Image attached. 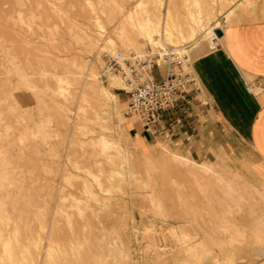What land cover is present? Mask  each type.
Segmentation results:
<instances>
[{
  "label": "rangeland",
  "instance_id": "rangeland-1",
  "mask_svg": "<svg viewBox=\"0 0 264 264\" xmlns=\"http://www.w3.org/2000/svg\"><path fill=\"white\" fill-rule=\"evenodd\" d=\"M127 1L128 0H0V38H1L0 39V152H1L0 168L3 166L2 163L6 162V164L4 163L3 164L6 165V167L8 168V173H11L9 174L10 175L9 179H6L5 176L3 175L4 177L2 179L0 178V181H3L6 186H9V182L13 180L16 183V186H13L11 188L5 187L4 189L3 187L0 186L1 187L0 204L3 202V199L10 198L9 196H11L10 199L15 201L17 200V203L15 205H10L9 207L13 208L14 206L16 208L17 211L15 212L16 213L15 215L17 218L21 219L20 232L22 230L26 235L29 236L28 237L23 232H21L19 237L22 236V238L20 239L21 241H18L19 238H16L17 236L15 237V235L14 236L12 235L14 234L13 229L15 230V225L9 222H8L9 225L7 223L3 224L5 226L2 227V231L4 228V233L2 232L3 234L1 233L0 234L4 236H0L1 238L3 237L2 240L0 239V243L4 242L5 244V242H7L8 245L6 244V246L8 248L6 247V249L8 250V252L6 249L4 250L5 245L0 244L2 245L1 246L2 248L0 247V253H1L0 255L5 258L9 254V252L11 253V250H13L14 251L13 254L12 253L9 254L10 257L14 256L15 254L14 257L18 260L21 256L23 260L25 259L27 260V262L25 263L23 260L22 262L20 258L19 261H21L20 262L21 264H27L28 262H29L28 264L31 263L37 264L39 262L37 261L33 262L31 260L33 259V256L34 258H37L36 255H39L40 253L45 255V253L47 252L46 248L44 249L46 251L45 252L43 251V249H39L42 248L41 246L40 247L37 246L43 245L44 248L45 247L44 245H47V243L44 244L45 242H47L44 241L45 238H48L46 237L47 236L46 234L48 232H52L51 229L52 230L55 229L56 232L57 230H59V234L54 235V233L52 232L54 235L53 237H55V239L57 240L59 236L57 241L62 242L63 245H68V250L67 247H65V249L68 251V255L72 257L71 258L72 260L70 259V261H72V264H76V263L78 264L80 258L83 260L82 257L84 256H86V259H88L87 257H89V254H91V252L94 258L90 255L89 258V260L91 259L90 262L85 259L86 260V261L84 260L85 264L88 262H89L88 264H97V263L101 264L102 263L101 261L103 262L105 261L103 264L105 263L116 264L115 261H117L118 264H123V263L125 264V262L126 264H189L190 262L186 263L188 261H191L192 263L194 261V263L196 264H199V262L197 261L200 262L202 261L200 264H214V263L264 264V255H260V256L254 255L255 252L257 253L258 250L264 244L259 242V240L264 237L260 236V233H258V232H262V233L264 232V230H262L263 226H261L264 224V220L262 219V217H264V202L262 201L263 200L262 198L264 196H261L264 194L263 189L258 188L257 186L254 185V183H252L246 177L234 171L231 168L230 164L228 163V160H225L223 158H217L215 161H212L213 159L209 157L207 161H204V159H201L200 161V159L196 158V156H194V153H191L189 149L178 148L174 145H169L168 142H160L158 144L150 145L148 149L139 140V136H136L137 139L134 140L133 136L130 135V128H129L130 126H128L127 124L128 120L123 116V111L126 107V102L128 99V95L123 88L124 85L117 77L116 78L111 77L108 79L104 78L102 72V69L104 67L103 54L107 53L109 50H105L102 52L98 48L89 50V48L88 49L86 48L87 45L85 46V41L83 40L86 32L91 31L92 33H95L96 30L99 29L97 28V24L95 23V20L96 18L101 17L102 21L105 22V26L107 30L105 36L113 38L118 45L120 44L119 46L121 47H119V51H123L124 53H129L130 51H134L136 53L141 52L144 45L151 42V39H147V38L143 39L139 37L140 34L137 33L139 31L133 30L132 27L127 26V29L129 27L128 29L129 31L126 30L128 31L127 36L136 39L139 44L136 49H133L130 47L127 48L125 42L123 43V41L120 40V37L118 35V31H119L118 27H120L119 24H124L126 21L124 15L119 11H121L120 10L121 8H126ZM135 1L136 3L142 2L143 4L140 14L141 20H143V18L146 20V18L148 17L147 15H151V18H153L154 14L160 11L159 12L160 20L158 21L156 20L157 29L156 28L153 29L154 35L152 34L153 35L152 40L155 41L157 40V38H161L163 33H165L164 34L165 42L172 46L180 47L182 45L190 44L191 59H192V64L194 65L193 60L198 56V54L194 53V45L191 42V40L187 39L188 40L187 41L182 39L181 40L175 39L171 41L172 38L170 37L172 33L170 34L169 29L174 31V26L176 22L177 24H181L182 27L186 29L183 30L187 31V29H190L191 26H195V25L198 26L199 23L197 24V22H194V19L192 18V16L194 17L198 16L197 18L200 17L202 20V23L204 25L203 28L204 30L202 29L203 31L201 30L198 32L197 38L199 37L200 38L197 43L201 42L202 45L206 47V50L207 49L210 50L209 46H211V49H214L212 47V43H210L211 37L208 38V36L211 35L209 28L213 27L215 24H219L221 28L227 25V23H229L235 17L234 16L230 17L229 20V17H227L226 13H228V11L233 7L235 3H238L239 1L243 2L244 0H236V1L235 0H172L170 5H168V0H134V2L132 3L133 7L137 5ZM249 1L250 0L248 1L245 0L244 6H241V8L239 7L238 10L247 6V3ZM251 1L254 2V0ZM168 7L170 8L172 12L171 14L173 15L172 20L170 19V15L167 13ZM92 8H95V10L97 9L98 12L106 8L109 12V13L107 12V14H110L109 17L112 14L111 18L112 17L113 18L111 19L108 17V15L106 16L103 15L102 13L95 14ZM155 9L159 11L157 12ZM208 16L210 17V19H208L209 18ZM225 16L226 19L224 18ZM105 17H108L110 21L112 20V22L108 23V18ZM170 23L173 28H170ZM155 29L156 31H154ZM167 34H169V36ZM103 40L106 41V39ZM4 41L6 42L4 43ZM175 42L176 44H174ZM123 45H125L126 48ZM101 47L103 48L104 45H102ZM13 58L16 61H18L17 60L18 58L20 63L19 61L14 62L15 60H13ZM85 62L86 64H90V62L96 64L98 75L100 74L98 76L99 77L98 80H96L99 88L104 87L108 89L111 93V97L108 99V101L110 102V105L113 107V109L110 108L111 110H113V115L112 116L110 115V117L105 112L106 109L102 108L100 105L101 103H99L95 98L93 99L92 97H88L87 99H84L81 102V106H83L86 110H88L87 113L88 119H94L93 115L95 116V114H93L94 113L93 110L89 109V107H93L95 110L100 111V118L96 119L97 121H100V124L97 122H95L94 124H90L88 122H85L86 119H84L83 122H76L74 116L72 115H71L72 119H70L69 121L68 119H66L67 114L62 112L63 110H58L57 107L53 106L56 104L58 106L64 105V106H68L73 111H76L75 109H77L76 107H78V103H79L78 100L76 99V96L78 97L79 95L78 89L80 85L71 84V82L74 83L75 79L69 73L78 74L79 64H85ZM17 63L21 67H19ZM18 68H21L24 71L19 73L17 71ZM21 69L18 70L22 71ZM16 72L18 74H16ZM24 72H26L27 78H23L25 77ZM22 73L23 75H21ZM58 79H63V81L60 82L61 84H59ZM111 79H116L118 83H120V86L113 87L111 85ZM29 84L31 86L33 85L32 87H34V89L32 87L31 89ZM48 88L52 89L53 91L52 90L49 91ZM57 89L59 90L60 93L57 92L58 91ZM67 96H69L70 98ZM64 97L66 98V100ZM70 99L71 101L73 99H76L77 101L73 100L75 103L70 102L69 101ZM68 102L70 106L67 104ZM115 108L118 110H115ZM26 110L27 113L25 112ZM41 111L45 113L43 114ZM119 111L120 113H117ZM28 114H30V116ZM41 116H43L44 118ZM26 117L29 120L28 119L26 120ZM20 118L22 119L21 121ZM80 124L84 127H78ZM137 127H139V129H142L140 128L141 126H137ZM105 147L109 148V150L107 149L106 152L107 155L104 154L105 152L103 153L101 151V150L103 151L106 150ZM68 150L70 153L68 152ZM110 150H113V152L112 151L110 152ZM102 154L105 157H103ZM109 155L113 156L112 159L113 158L114 159L112 160L110 157L111 161H109L110 160L108 158ZM174 155L186 158L185 159L186 162H190L191 160L198 164H208L211 166H215L216 173L215 174L207 173V172L202 173V171H198L193 168L191 169L190 166H186L185 164L180 163L179 161H175L173 159ZM70 159L74 165L70 162ZM161 159L163 162H160ZM77 160L78 162H76ZM95 162L96 163L99 162L100 164H97L96 168L98 169L94 168V170H92V168L96 166L94 165L96 164ZM102 162H103L102 164L103 166L101 165ZM75 163H82L81 164L82 169H80V166L78 168V166H76ZM149 164L153 166L155 164V166L153 167ZM88 165L90 166L88 169H86ZM121 166L124 167L121 168ZM126 166L128 169L126 168ZM150 166L151 168H149ZM84 168L86 169V171L88 170V172H91V175L90 173L85 172ZM102 168L104 171L100 172ZM90 169L92 171H90ZM132 169H134V171ZM120 170L121 172H118ZM116 171L117 174H115ZM124 171L125 173H123ZM93 172L96 174L98 173L97 175L100 176L94 177L96 174H94ZM105 173L106 176H104ZM111 173L113 175H111ZM131 173H133L134 176L137 175L136 178L132 177L133 175ZM119 174H121L122 176ZM193 174H197V176H195L197 177V179L193 177ZM0 175H2V172L0 173ZM106 177L108 178L110 177L111 179L109 178L108 180V178ZM219 177H223L228 180H234L236 185L237 182H239V186H242V188L241 187L240 188L241 189L245 188L242 191L243 193L245 192L244 196H246L248 200L247 199L243 200L245 202H242V204L240 203V205L237 204L236 202L232 203L231 201L230 203H227L226 208H224V206L221 204L222 202L220 201L224 198V192H223L224 187L223 184L219 182V179L217 180V178ZM235 177L236 179H234ZM98 178L100 181L98 180ZM126 178L128 180H126ZM129 180L131 181L132 184L129 183ZM116 183L118 185H116ZM247 183L251 184L250 186L257 187V189H259L260 194L261 192L262 194L260 195L259 192H255V191H253L254 196L253 194H250L251 190L249 188H246ZM89 184H91V187ZM111 184H113L112 185L113 189L110 188ZM88 187L91 188L90 193ZM109 188L111 191L112 190L113 191L112 192L109 191ZM85 189L88 190L86 191ZM104 189L106 190V192L108 191L112 194L107 192L108 194L107 196L105 192L103 193ZM13 191L15 192L10 193ZM85 191L90 195V197L92 196L91 194H93L92 193L93 191L95 193L93 194V196L94 195L96 196L97 194V196L100 197L94 196L95 198L94 199L92 198L93 197L92 196L90 198ZM131 192H133L132 193L133 195H131ZM257 193L259 194V196ZM149 194H150L149 197L145 196ZM127 196L128 198H126ZM73 197H76L78 199L75 200L76 198ZM107 197H109L111 200ZM259 197L261 199H259ZM66 198L68 199L66 200L67 202L65 200L63 201V199ZM98 198H100L101 200L103 199V202L105 201L104 202L105 204L107 203L106 200H109L108 203L110 202L109 205H111L112 207L109 206L108 204L104 205V203ZM96 199L97 202L100 200L99 203L102 202L103 205H100L99 203L97 204ZM119 199H121L122 201L121 200L119 201ZM62 201L66 203L63 204ZM92 201L94 202L93 204ZM80 202H85L86 204L85 203L81 204ZM243 203H245V205H243ZM87 204L91 208L94 207L95 208L93 210L90 209L89 207L86 208ZM127 206L129 207L127 208ZM60 207L63 209H61ZM99 207L102 208L100 209ZM12 208L9 210H12ZM67 209H68L69 218H68V214H66V216H64L63 214L65 213L64 212L65 210L67 211ZM83 209H84L83 212L84 214L82 213ZM102 209H103L102 211L103 213L100 214V212H97V214L100 216V219L98 220L96 219L98 218V215L97 214H96L97 216L94 215L95 211L96 210L99 211ZM137 209L139 212L137 211ZM159 209H161V211ZM225 209L231 210L230 213ZM62 210L64 211L61 212ZM90 210L92 211L90 212ZM130 211L132 213L133 212L135 213L132 214ZM78 212L79 213L81 212L83 215L81 213L79 214ZM70 213L73 215H71ZM224 213L230 216L229 220L231 225H234L235 228L238 227L236 229H239V230L231 229V231L228 233H231L232 235V231L233 233L234 231L235 232L243 231L244 233L246 232L245 235L243 234V236L242 235L238 236L236 232L235 233L236 235L231 236L227 232H224L223 230ZM89 214L90 216H88ZM140 214H142V216ZM70 215H71V221H70ZM84 216H86L87 218L85 217L84 219ZM162 216L165 218H163ZM51 217L53 219H51ZM132 217L136 219H133ZM168 218L170 221L167 220ZM46 219L48 220L46 221ZM132 219L133 222L135 223H132L131 221ZM44 220L47 223L50 222V224H46ZM118 220L121 223H119ZM42 221L45 223L46 229L47 228L50 229L49 231L46 230L43 234L42 231H40L42 230L43 227L41 226V224L43 223ZM69 221L71 227L73 222L74 226L72 228L74 229H72L69 226ZM195 222H197L198 224L201 223L202 227L196 224ZM126 223H128L127 226L129 231L128 229H126L127 228ZM85 224H91L92 227L87 225L88 228L86 227L87 229H85L83 227L86 226ZM101 224L102 227H100ZM186 224L188 227L185 226ZM6 225L9 227L11 225L10 227L11 232L10 230L9 232L5 231L8 229ZM130 225L133 226L130 227ZM177 225L180 227H178ZM259 225L261 228L259 227ZM123 226L126 227L125 232L123 230L121 232V229H124ZM103 227L107 229L108 232L110 229L111 230L110 233L114 232V230L119 232L115 231V233L113 234L112 233L108 234L107 231L105 230L106 233L104 235V233L102 232L104 230L102 229ZM181 227L183 228L181 229ZM25 228L30 229L31 235L27 234L29 233V230L26 231L27 229ZM69 228H71L73 232ZM132 228L134 229V231L136 230L138 231H136L135 233L130 232L133 231ZM90 229H92L91 233L87 232V230L90 231ZM172 229L176 230V233L179 234V237L175 236L173 238L172 235L169 234L171 233L169 231ZM184 229L185 231H183ZM80 230L81 231L83 230L82 232L83 233L86 232V233L83 234ZM95 230L96 232H93ZM144 230H146L149 234L147 233L148 234L147 235L146 231ZM215 230L218 234L215 233ZM70 231L74 234V236H72V233H70ZM56 232L55 234H57ZM186 232L187 234L188 232H190L189 233L190 236L188 238H182L181 235ZM33 233L34 234L41 233L42 235L46 233L45 234L46 236L45 237L43 236V239H41L42 237L38 238L37 235L33 236ZM116 233L117 234L119 233V236L121 235L122 237L118 238L114 236L116 235ZM256 233L261 238H259ZM262 233L261 235H264ZM86 234L89 239H91V237L94 239L89 240L87 237H85ZM97 235L98 237H96ZM108 235L111 236L109 237ZM4 237H7L8 239ZM14 237L17 240H15ZM31 237L35 240L32 241ZM71 237L74 238L73 241L71 240ZM78 237H83L79 239L80 240L85 239L86 242L83 240L82 244H80L82 240L79 241ZM100 237L104 240L106 239V241L104 242L103 240V242L109 245L107 246V244H105L106 248L108 247V249H106L103 246L104 244ZM176 237L181 238L182 239L181 241L183 240L186 241V242L183 241L184 246L182 242H177L178 239ZM192 237L196 238V240L194 239L195 241H192L193 240ZM257 237L259 238V240L256 239ZM11 238L12 240L13 239L14 240L12 241ZM99 238L101 241L100 243L98 240ZM109 238H111V240H109ZM38 239L42 240V241L40 240L39 243L40 242L43 243V241L44 243L39 244ZM76 239L78 242L75 241ZM87 239L91 242L89 243ZM107 239L108 242L110 241L109 243L107 242ZM118 239L119 240L121 239L120 240L121 243L114 244L113 242L117 241ZM28 241H31L29 242V245H28ZM35 241H37L38 245ZM96 241L98 244L96 243ZM148 241H150V243ZM174 241H176L175 245H174ZM16 242L17 244L18 243L19 244L17 245ZM67 242L68 244H66ZM76 242L77 243L80 242V243L77 244ZM195 242L198 244H195ZM200 242L205 243V245L208 248L205 249V247L202 246ZM83 243H86V245L87 243H89V245L93 244L92 247H95L96 249L94 250V248L92 249L90 248V246L88 247L86 245L82 247ZM111 243H112V247L115 248L119 244L122 246L126 243L128 244L127 247L129 246L130 249L124 247V249L126 248L125 249L126 253H124L123 249L119 250L123 248V246L122 247L120 246L121 248H119L118 246L119 249L117 250L116 248L117 250L116 251L115 248L114 249L110 248ZM10 244L12 245L13 249H11L12 247ZM192 244H195L194 245L195 247ZM15 245H17L18 248L22 246L23 247L18 249ZM34 245L35 246L37 245L36 247L38 248V250ZM75 245L77 246L74 249V253H76V255L78 253L79 255V253L81 252L80 256L77 255L78 257L74 254L75 257L77 258L80 257L78 260L76 259L77 262H75L76 261L74 259L75 257L72 256L73 253L70 252V250H72ZM185 245L188 246L190 245V246L185 249ZM26 246H28L29 249H31L30 251L33 252L32 255L30 254V251L28 252L29 249L27 250L28 247ZM98 246H100L99 250L103 252L98 251L97 249ZM24 247H26V250H24L25 249ZM69 247L71 249H69ZM171 247L174 250H171ZM78 248L82 250L79 252ZM194 248L196 249L197 252L195 251ZM214 248L216 250H214ZM15 249L18 250L23 249L22 252H24V254H22L21 251L18 250L17 253H15L16 251ZM77 249L78 252H76ZM89 249L93 250L94 252L91 250L89 252ZM184 249L187 252L193 249L194 252L191 251L192 254L190 252L187 255V252L184 251ZM256 249L257 251H255ZM2 250L6 251L7 255L4 254V251L2 253ZM85 250H88L87 252L89 253L87 254ZM37 251L40 253H38ZM42 251L45 253H43ZM173 251L176 252L174 253ZM36 252L38 254H36ZM96 252L101 253L102 255L103 253L104 255L109 254L107 257L108 258L110 257V259H108L104 255L101 256L100 254L99 255L95 254ZM19 253L20 255L22 254L20 257H19ZM25 253L26 254L29 253L30 254L29 256H31L32 258L29 257L28 254L26 255ZM56 253H58L57 250ZM69 253H71L72 255ZM122 253L124 254L123 256ZM194 253L198 254L197 255L198 257L195 256L196 254ZM115 254L117 255V257L119 256L118 259ZM127 254L128 256L130 255L129 256L130 258L125 259V255L127 256ZM23 255L27 257L26 258L24 257L25 258L24 259ZM193 255L195 257V260H192L194 259ZM228 255L234 258L233 263L227 262V260H225V258L227 259L226 256ZM1 256H0L1 263L3 259L6 261V263L9 262L11 264L14 261L13 264H16L15 258L14 260L12 257L13 260L12 262H10L9 260L11 259L9 258L4 259ZM96 256L98 257L95 259ZM101 257L103 258V260H97ZM122 257H124V260ZM198 258L199 260H197ZM105 259H108L109 261ZM56 261H59V259H56ZM73 261L75 263H73ZM17 264H19V262H17Z\"/></svg>",
  "mask_w": 264,
  "mask_h": 264
},
{
  "label": "crops",
  "instance_id": "crops-1",
  "mask_svg": "<svg viewBox=\"0 0 264 264\" xmlns=\"http://www.w3.org/2000/svg\"><path fill=\"white\" fill-rule=\"evenodd\" d=\"M221 31L214 49L206 50L202 43L194 47L200 91L164 118L158 134L139 129L133 120L127 124L134 140L140 133L148 149L168 142L189 149L200 161L223 158L264 190V0L238 10Z\"/></svg>",
  "mask_w": 264,
  "mask_h": 264
},
{
  "label": "bare ground",
  "instance_id": "bare-ground-1",
  "mask_svg": "<svg viewBox=\"0 0 264 264\" xmlns=\"http://www.w3.org/2000/svg\"><path fill=\"white\" fill-rule=\"evenodd\" d=\"M236 1V0H235ZM245 1V0H244ZM244 1L243 2H241V1H239L238 3H235L234 5H233V7L228 11V13H226L227 14V17H229V20H230V17H236V15H237V10L239 9V7L241 8V6H244ZM246 1H248V0H246ZM134 2V0H128L127 1V5H126V8H121L120 10L121 11H119L120 13H122L123 15H124V17H125V23L124 24H119L120 25V27H118V35H119V37H120V40H122L123 41V43L125 42V45H126V47L128 48V47H130V48H133V49H136L137 47H138V41L136 40V39H134V38H132V37H129V36H127V34H128V29H129V27H128V29H127V26H130V27H132L133 28V30H136V31H139V32H137L138 34H140L139 35V37H141V38H147V39H151V42H154L152 39V37H153V35H154V32H153V29L154 28H156L157 29V27H156V22L158 21V20H160V17H159V10H157V9H159V8H157V9H155L158 13H156V14H154V17L153 18H151V15H147L148 17L146 18V20L143 18V20H141L140 19V14H141V8H142V6H143V4H142V2H139V3H136V1H135V3L137 4L135 7H133L132 6V3ZM172 2V0H168V5H170V3ZM253 1H249L248 3H247V6L250 8V7H253ZM231 4V3H230ZM94 6V5H93ZM125 6V5H124ZM247 6H245V7H247ZM92 7V6H91ZM93 9V12L95 13V14H99V13H102L103 15H108V17H109V15L110 14H107V12H108V10L106 9V8H104L103 10H101L100 12H98L97 11V9L95 10V8H92ZM168 9V14L170 15V19L172 20L173 18H172V12H171V10H170V8L168 7L167 8ZM20 12V11H19ZM144 12H145V10H144ZM109 13V12H108ZM147 13H150V12H147ZM145 14H146V12H145ZM191 14H192V12H191ZM153 15V14H152ZM21 16H22V14H21ZM98 16V15H97ZM111 16H112V14H111ZM111 16L109 17V18H111ZM120 16H122V15H120ZM146 16V15H145ZM108 17H105V18H108ZM143 17V16H142ZM198 17V16H197ZM197 17H194V16H192V18L194 19V22H197V24H198V26H191L190 27V29H187V31H185L186 29L185 28H183L182 27V25L181 24H177L176 22H175V26H174V31H172L171 29H169L170 30V34L172 33V35H171V37L170 38H172V40L171 41H173V40H175V39H182V40H187V39H190L191 40V42L193 43V45H194V47H197L201 42H199V43H197L198 41H199V38H197V34H198V32L199 31H201L203 28H204V25H203V23H202V20H201V18L199 17V18H197ZM209 17V16H208ZM21 18V17H20ZM96 18V17H95ZM109 18H108V23H111L112 22V20L110 21L109 20ZM113 18V17H112ZM111 18V19H112ZM115 18V17H114ZM155 18V19H154ZM226 18V17H225ZM208 19H210V17L208 18ZM94 20V19H93ZM157 20V21H156ZM227 20H228V18H227ZM107 22V21H106ZM219 22V21H218ZM228 22V21H227ZM95 23L97 24V28H99V29H97L96 30V32L95 33H92L91 31H88V32H86V34L84 35L85 37H84V41H85V46H86V48L88 49L89 48V50H92V49H94V48H98L99 50H101V52L102 51H105V50H109L108 51V53L109 52H116V51H119V47H121V46H119L118 44H117V42L113 39V38H111V37H107V36H105L106 34V26H105V22H103L102 21V18L101 17H98V18H96V20H95ZM219 24H215L213 27H211V28H209V30H210V32H211V35L210 36H208V38L209 37H211V40H210V43H212V36H213V33H214V31L216 30H219V29H222L221 28V26L219 27L218 26ZM132 28H130V29H132ZM170 28H173L172 27V25H171V23H170ZM156 29L154 30V31H156ZM183 29H185V30H183ZM126 30H128V31H126ZM204 30V29H203ZM202 30V31H203ZM208 30V31H209ZM132 31V30H131ZM158 31V30H157ZM164 31H166V30H164ZM176 31V32H175ZM130 33V32H129ZM206 33V32H205ZM153 34V35H152ZM157 34V33H156ZM164 34L165 33H163V38H164ZM130 35V34H129ZM159 35V34H158ZM168 36H169V34H167ZM204 35V34H203ZM207 35V34H206ZM132 36V35H131ZM143 36V37H142ZM161 36V37H162ZM169 38V37H168ZM206 38V37H205ZM1 39V38H0ZM3 39V38H2ZM103 39H106V41H104ZM4 40V39H3ZM180 40H177V41H180ZM84 41H83V43H84ZM188 41V40H187ZM208 41V40H207ZM221 41V40H220ZM220 41H219V43H220ZM6 41H4V43H5ZM101 42V43H100ZM209 42V41H208ZM122 43V44H123ZM197 43V44H196ZM82 44V43H81ZM174 44H176V42L174 43ZM196 44V45H195ZM102 45H104V47L102 48L101 46ZM125 45H123L124 47H125ZM182 46H185V45H182ZM188 46H190V44L188 45ZM125 47V48H126ZM85 50V49H84ZM87 52V51H86ZM123 52V51H122ZM93 53V52H92ZM8 56V55H7ZM12 57V56H11ZM15 57V56H14ZM16 58V57H15ZM13 60H15L14 58H13ZM17 60L19 61V59L17 58ZM18 61H14V62H18ZM19 63H20V61H19ZM16 64V63H15ZM18 64V63H17ZM12 66H13V64H12ZM18 66H19V64H18ZM19 67H21V66H19ZM97 66H96V64L95 63H92V62H90V64H86V62H85V64H79V67H78V74H73V73H69L72 77H74V79H75V81H74V83L73 82H71V84L72 85H80V87H79V95H78V97L76 96V99L78 100V102L80 103H78V107H76L77 109H75L76 111H73L71 108H69L68 106H58L57 104L56 105H53V106H55V107H57V109L58 110H63L62 112H64L65 114H67L66 115V119H68L69 121H70V119H72L71 118V115L72 116H74V119L76 120V122H83V120L84 119H86L85 120V122H88V123H90V124H94L95 122H97V123H99L100 124V121H97L96 119L97 118H100V111H97V110H95L93 107H89V109H91V110H93V114H95V116L93 115V118L94 119H88V110H86L83 106H81V102H82V100H84V99H87L88 97H92L93 99L95 98L99 103H101L100 105H101V107L102 108H105L106 110H105V112L109 115V117H110V115L112 116L113 115V110H111L110 108H112L113 109V107L110 105V102L108 101V99L111 97V93H110V91L108 90V89H106V88H99V86H98V84H97V82H96V80H98V76L100 75H98V72H97V68H96ZM17 68V67H16ZM18 69H21V68H18ZM17 69V71L20 73V72H23L24 70H22V71H19ZM13 70V69H12ZM16 70V69H15ZM15 72V71H14ZM16 74H18L17 72H16ZM20 75V74H19ZM21 75H23V73L21 74ZM24 75H25V77H23V78H27L26 77V72H24ZM45 75H47V74H45ZM21 77V78H22ZM45 77V76H44ZM113 78H116V77H113ZM59 80V84H61L60 82H62L63 81V79H58ZM25 81V80H24ZM28 82V81H27ZM26 82V83H27ZM32 84V83H31ZM27 85V84H26ZM30 85V84H29ZM111 85L113 86V87H119L120 86V83H118V81L116 80V79H111ZM33 86V85H32ZM31 85H30V88L32 87ZM33 89H34V87H32ZM31 88V89H32ZM59 88V87H58ZM60 88H61V86H60ZM59 88V89H60ZM21 89V88H20ZM49 89V88H48ZM30 90V89H29ZM50 90H52V89H49V91ZM58 90V89H57ZM61 90V89H60ZM53 91V90H52ZM51 91V92H52ZM47 92H48V90H47ZM46 92V93H47ZM56 92V91H55ZM57 92H59V90L57 91ZM56 92V93H57ZM77 92V93H78ZM60 93V92H59ZM62 93V92H61ZM58 94V93H57ZM63 94V93H62ZM61 96V95H60ZM65 96V95H64ZM66 97V96H65ZM64 97V98H65ZM67 97H69V96H67ZM70 98V97H69ZM73 98V97H72ZM75 98V97H74ZM76 99H73L74 101L76 100ZM33 100V99H32ZM65 100H66V98H65ZM71 101V99L69 100L70 102H74V101ZM76 100V101H77ZM67 101H68V99H67ZM75 103V102H74ZM46 104V103H45ZM69 106H70V104H69V102L67 103ZM66 104V105H67ZM98 104V103H97ZM23 105V104H22ZM20 106V105H19ZM28 106V105H27ZM71 107H72V105H71ZM60 108V109H59ZM99 108H100V106H99ZM42 109V108H41ZM53 109V108H52ZM56 109V110H57ZM91 110H89V111H91ZM115 110H118V109H116L115 108ZM26 113H27V110L25 111ZM30 112V111H29ZM28 112V113H29ZM42 112V111H41ZM59 112V111H58ZM99 112V113H98ZM16 113V112H15ZM24 113V112H23ZM32 113V112H31ZM30 113V114H31ZM43 113V112H42ZM45 113V112H44ZM43 113V114H44ZM56 113V112H55ZM73 113V114H72ZM117 113H120V111L119 112H117ZM30 114H28L29 116H30ZM60 114V113H59ZM64 114V115H65ZM115 114H116V111H115ZM20 115V114H19ZM42 115V114H41ZM17 116V115H16ZM60 116V115H59ZM62 116V115H61ZM4 117V116H3ZM2 117V118H3ZM5 117H6V115H5ZM41 117H43V116H41ZM51 117V116H50ZM49 117V118H50ZM19 118V117H18ZM44 118V117H43ZM46 118H48V117H46ZM24 119V118H23ZM28 118L26 117V120H27ZM54 119V118H53ZM22 119L20 118V121H21ZM29 120V119H28ZM49 120V119H48ZM51 120H52V118H51ZM50 121V120H49ZM17 122H19V121H17ZM25 122V121H24ZM30 122H32V121H30ZM43 123V122H42ZM41 123V124H42ZM32 124V123H31ZM57 124V123H56ZM77 124V123H76ZM35 125V124H34ZM42 126V125H41ZM64 126V125H63ZM40 127V126H39ZM78 127H84V126H82L81 124L78 126ZM46 129H47V127H46ZM46 131V130H45ZM139 134L140 133H137V136H139ZM42 135V134H41ZM47 135V134H46ZM54 135V134H53ZM52 136V135H51ZM55 138V137H54ZM45 139V138H44ZM48 139H49V137H48ZM44 141V140H43ZM79 142V141H78ZM80 143V142H79ZM90 143V142H89ZM97 146V145H96ZM66 147V146H65ZM93 147V146H92ZM106 148V150H101L105 155H107L106 154V152H107V149L109 150V148L108 147H105ZM99 149V148H98ZM77 150V149H76ZM114 150V149H113ZM113 150H110V152L112 151L113 152ZM86 151V150H85ZM117 151V150H116ZM53 152V151H52ZM68 152H69V150H68ZM67 152V153H68ZM77 152V151H76ZM75 152V153H76ZM83 152H84V150H83ZM1 153V152H0ZM70 153V152H69ZM108 153H109V151H108ZM117 153V152H116ZM100 154V153H99ZM99 154H98V156H99ZM119 154V153H118ZM4 155H5V153H4ZM76 155V154H75ZM101 155V154H100ZM102 156H103V154H102ZM70 157V156H69ZM74 157V156H73ZM72 157V158H73ZM92 157H93V155H92ZM101 157V156H100ZM103 157H105V156H103ZM110 157H111V159H112V157L113 156H110L109 155V159H110ZM2 158V157H1ZM107 158V157H106ZM107 158V159H108ZM92 159V158H91ZM108 159V160H109ZM111 159L109 160V161H111ZM114 159V158H113ZM112 159V160H113ZM128 159V158H127ZM173 159L175 160V161H179L180 163H183V164H185L186 166H190L191 167V169L193 168V169H196V170H198V171H202V173L203 172H207V173H212V174H215L216 173V168H215V166H211V165H208V164H198V163H196V162H193V161H191L190 160V162H186L185 161V159L186 158H184V157H180V156H177V155H174L173 156ZM1 160V159H0ZM4 160V159H3ZM95 160V159H94ZM69 161V160H68ZM73 161V160H72ZM127 161H129V160H127ZM70 162H71V159H70ZM75 162V161H74ZM76 162H78V160L76 161ZM91 162V161H90ZM101 162V161H100ZM113 162V161H112ZM111 162V163H112ZM116 162H118V161H116ZM160 162H163L162 161V159H161V161ZM4 164H6V162H3ZM2 163V167L0 168V173L2 172V175H0V178L2 179L4 176H5V178L6 179H9V174H11V173H8V168L6 167V165H4ZM72 163V162H71ZM96 163V162H95ZM157 163V162H156ZM73 164V163H72ZM76 164V166H78V168H79V166H80V169H82V163H75ZM97 164H100L99 162H97L96 164H94V165H96L95 167H93L92 168V170H94V168H96L97 167ZM103 164V162L101 163V165ZM153 164V163H152ZM74 165V164H73ZM113 165V164H112ZM123 165V164H122ZM124 165H125V163H124ZM126 165H127V162H126ZM149 165H151V164H149ZM75 166V167H76ZM89 166L90 165H88V167L86 168V169H88L89 168ZM103 166V165H102ZM117 166V165H116ZM129 166V165H128ZM151 166H153V165H151ZM151 166L149 167V168H151ZM154 166H155V164H154ZM153 166V167H154ZM98 167H100V166H98ZM110 167V166H109ZM122 167H124V166H121V168ZM91 168V167H90ZM114 168V167H113ZM118 168H120V167H118ZM126 168H127V166H126ZM14 169V168H13ZM60 169V168H59ZM85 169V168H84ZM86 169L84 170L85 172H88V170L86 171ZM96 169H98V168H96ZM100 169V168H99ZM128 169V168H127ZM61 170V169H60ZM79 170V169H78ZM77 170V171H78ZM91 169H90V171H92ZM123 170H125V169H123ZM133 171H134V169H132ZM131 170V171H132ZM63 171V170H62ZM101 171H104L103 170V168H102V170H100V172ZM111 171V170H110ZM130 171V172H131ZM85 172H82V173H85ZM112 172V171H111ZM118 172H121V170L120 171H118ZM231 172V171H230ZM79 173V172H78ZM88 173H90V175H91V172H88ZM94 173V172H93ZM123 173H125V171L123 172ZM81 174V173H80ZM94 174H96V173H94ZM94 174H93V176H94ZM98 174V173H97ZM95 175L94 177H96V176H98V175ZM115 174H117V171L115 172ZM128 174V173H127ZM132 175H133V173H131ZM4 175V176H3ZM14 175V174H13ZM104 175V174H103ZM109 175H110V173H109ZM111 175H113L112 173H111ZM119 175H121V174H119ZM15 176V175H14ZM79 176V175H78ZM100 176V175H99ZM98 176V177H99ZM104 176H106V173H105V175ZM122 176V175H121ZM136 176L137 175H133L132 177H134V178H136ZM139 176V175H138ZM191 176V175H190ZM195 176H197V174H193V177L195 178V179H197V177H195ZM233 176V175H232ZM239 176V175H238ZM111 177V176H110ZM109 177V178H110ZM114 177H115V175H114ZM114 177H113V179H114ZM75 178V177H74ZM100 178H102V177H100ZM106 178H108V177H106ZM109 178H108V180H109ZM130 178H131V175H130ZM134 178H132V179H134ZM83 179V178H82ZM111 179V178H110ZM118 179V178H117ZM219 179V182L220 183H222L223 184V187H224V189H223V192H224V198L222 199V200H220L221 202V204L224 206V208H226V204L227 203H230L231 201H232V203L233 202H236L237 204H239L240 205V203L242 204V202H245V201H243V200H246L247 198H246V196H244V193H243V191L242 190H244L245 188H243V189H241L242 188V186H239V182H237V185L235 184V182H234V180H228V179H225V178H223V177H219V178H217V180ZM234 179H236V177L234 178ZM240 179V178H239ZM238 179V180H239ZM80 180V179H79ZM98 180H99V178H98ZM126 180H128L127 178H126ZM74 181V180H73ZM97 181V180H96ZM100 181V180H99ZM106 181V180H105ZM111 181V180H110ZM121 181V180H120ZM108 182V181H107ZM173 182V181H172ZM126 183V182H125ZM129 183H131V181L129 180ZM174 183V182H173ZM113 184H115V183H113ZM113 184H111V186H110V188H112L113 189V187H112V185ZM132 184V183H131ZM145 184V183H144ZM197 184V183H196ZM90 185V187H91V184H89ZM89 185H87V186H89ZM103 185H105V184H103ZM116 185H118L117 183H116ZM127 185V184H126ZM146 185V184H145ZM175 185H176V183H175ZM198 185V184H197ZM240 185H242V184H240ZM245 185V184H244ZM244 185H243V187H244ZM251 184H246V188H249L251 191H250V194H253V196H254V192L253 191H255V192H259V189H257V187H255V186H250ZM0 186L1 187H3L4 189H5V187L7 188V187H13V186H16V183H15V181L13 180V181H10L9 182V186H6L5 185V183L3 182V181H0ZM85 186V185H84ZM86 186V187H87ZM178 186V185H177ZM250 186V187H249ZM0 187V188H1ZM90 187H88L89 188V193H90ZM116 187V186H115ZM119 187V186H118ZM201 187V186H200ZM241 187V188H240ZM93 188V187H92ZM98 188V187H97ZM107 188V187H106ZM110 188H109V191H111L110 190ZM122 188V187H121ZM15 189V188H14ZM63 189V188H62ZM71 189V188H70ZM86 191L88 190V189H85ZM92 190H94V189H92ZM91 190V191H92ZM108 190V189H107ZM118 190V189H117ZM123 190V189H122ZM85 191V192H86ZM113 191V190H112ZM111 191V192H112ZM115 191H116V189H115ZM180 191H181V189H180ZM208 191V190H207ZM15 191H13V192H10V193H14ZM83 192V191H82ZM106 193L107 194V192H106V190L104 189L103 190V193ZM126 192V191H125ZM246 192H247V190H246ZM253 192V193H252ZM9 193V194H10ZM80 193V192H79ZM87 193V192H86ZM93 194H95L94 193V191L92 192ZM108 193H110V192H108ZM121 193V192H120ZM133 192H131V195H133L132 194ZM207 193V192H206ZM263 193H264V191H263ZM16 194V193H15ZM77 194V193H76ZM93 194H91L92 196H93ZM105 194V195H106ZM110 194H112V193H110ZM123 194V193H122ZM258 194V193H257ZM259 194H260V192H259ZM259 194H258V196H259ZM261 194H262V192H261ZM260 194V195H261ZM84 195H85V193H84ZM87 195H89L88 193H87ZM99 195V194H98ZM101 195V194H100ZM126 195V194H125ZM51 196V195H50ZM73 196V195H72ZM91 196V197H92ZM95 196V195H94ZM94 196L92 197V198H94ZM96 196H97V194H96ZM95 196V197H96ZM107 196H108V194H107ZM111 196V195H110ZM109 196V197H110ZM113 196V195H112ZM141 196V195H140ZM145 196H150V194L149 195H145ZM257 196V195H256ZM261 196H264V194L263 195H261ZM10 198H11V196H9ZM78 197V196H77ZM89 197H90V195H89ZM90 197V198H91ZM97 197H100V196H97ZM109 197H107V198H109ZM121 197V196H120ZM125 197V196H124ZM131 197V196H130ZM248 197V196H247ZM10 198H5V199H3V202L0 204V225H1V230H0V233L1 234H3L4 233V228H3V231H2V227H5L3 224H8V222L9 223H13L14 225H15V230L13 229V232H14V234H12L13 236L15 235V237L16 238H19L18 239V241H21L20 239L22 238V236L21 237H19L20 236V234H21V232H23L22 230H21V232H20V222H21V219L20 218H17L16 217V208L13 206V208L12 207H9L10 205H15L16 203H17V200L15 201V200H12V199H10ZM63 198H65V197H63ZM73 198H76V197H73ZM102 198V197H101ZM116 198V197H115ZM126 198H128V196L126 197ZM254 198V197H253ZM252 198V199H253ZM53 199V198H52ZM78 198H76L75 200H77ZM95 199V198H94ZM98 199H100V198H98ZM110 199V198H109ZM259 199H261L260 197H259ZM263 200V202H264V197L262 198ZM66 201V200H68L67 198L66 199H63V201ZM71 200V199H70ZM90 200H92V199H90ZM101 200V199H100ZM100 200L97 202V199H96V202H97V204L100 202ZM104 200H106V199H104ZM111 200V199H110ZM121 199H119V201H120ZM136 200V199H135ZM155 200V199H154ZM248 200V199H247ZM19 201V200H18ZM62 201V202H63ZM80 201H82V200H80ZM102 202H103V199L101 200ZM107 201V203L105 204L104 202V205H109L110 204V202L108 203V201L109 200H106ZM117 201V200H116ZM122 201V200H121ZM125 201V200H124ZM131 201H133V200H131ZM180 201V200H179ZM178 201V202H179ZM252 201V200H251ZM20 202V201H19ZM67 202V201H66ZM66 202H63V204L64 203H66ZM79 202V201H78ZM89 202V201H88ZM102 202L101 203H99L100 205H103L102 204ZM113 202H115V201H113ZM112 202V203H113ZM81 204H83V203H85V202H80ZM80 203H78V204H80ZM90 203V202H89ZM94 202L92 201V204H93ZM161 203V202H160ZM77 204V203H76ZM86 204V203H85ZM96 204V203H95ZM96 204V205H97ZM118 204V203H117ZM49 205V204H48ZM99 205V206H100ZM163 205V204H162ZM243 205H245V203H243ZM64 206V205H63ZM72 206V205H71ZM109 206H111V205H109ZM124 206V205H123ZM139 206V205H138ZM155 206V205H154ZM82 207H84V206H82ZM81 207V208H82ZM87 207H89L90 209H94V208H91L90 206H88V204L86 205V208ZM105 207H107V206H105ZM112 207V206H111ZM129 206H127V208H128ZM12 208V210H9V209H11ZM61 208V207H60ZM81 208H80V211H81ZM86 208H85V210H86ZM89 208H88V210H89ZM100 208V207H99ZM102 208V207H101ZM100 208V209H101ZM108 208H110V207H108ZM132 208V207H131ZM140 208H141V206H140ZM142 208H144V207H142ZM61 209H63V208H61ZM60 209V210H61ZM107 209V208H106ZM133 209V208H132ZM158 209V208H157ZM45 210V209H44ZM77 210H79V209H77ZM92 210H90V212L92 211ZM128 210V209H127ZM144 210V209H143ZM160 211H161V209H159ZM185 210V209H184ZM226 211H228L229 213H230V211L231 210H229V209H225ZM40 211V210H39ZM64 210H62L61 212H63ZM103 211V209L102 210H99V211H95V214L94 215H96L97 214V212H100V214L101 213H103L102 212ZM132 211V210H131ZM130 211V212H131ZM137 211H138V209H137ZM146 211V210H145ZM144 211V212H145ZM164 211V210H163ZM223 211V210H222ZM65 213H63L64 214V216H66V214H68V209H67V211L65 210L64 211ZM67 212V213H66ZM84 212V209L82 210V213ZM105 212V211H104ZM111 212V211H110ZM139 212V211H138ZM147 212V211H146ZM246 212V211H245ZM50 213V212H49ZM59 213V212H58ZM79 213V212H78ZM81 213V212H80ZM79 213V214H80ZM81 213V214H82ZM132 213V212H131ZM133 213H135V212H133ZM132 213V214H133ZM143 213V212H142ZM40 214V213H39ZM46 214H48V213H46ZM62 214V213H61ZM71 214V213H70ZM84 214V213H83ZM82 214V215H83ZM91 214V213H90ZM90 214L88 215V216H90ZM113 214V213H112ZM145 214V213H144ZM207 214V213H206ZM239 214V213H238ZM44 215V214H43ZM42 215V216H43ZM56 215V214H55ZM71 215H73V214H71ZM71 215H70V221H71ZM98 215V214H97ZM96 215V216H97ZM124 215V214H123ZM122 215V216H123ZM139 215V214H138ZM141 216H142V214H140ZM188 215V214H187ZM41 216V215H40ZM46 216V215H45ZM44 216V217H45ZM50 216V215H49ZM92 216V215H91ZM95 216V217H96ZM110 216V215H109ZM108 216V217H109ZM121 216V217H122ZM128 216H130V215H128ZM127 216V217H128ZM134 216V215H133ZM144 216V215H143ZM189 216V215H188ZM47 217V216H46ZM80 217V216H79ZM85 217L86 216H84V219H85ZM115 217V216H114ZM125 217H126V215H125ZM135 217V216H134ZM163 217V216H162ZM168 217V216H167ZM229 215H226L225 213H224V216H223V219H224V222H223V230H224V232H230L231 231V229L232 230H239V229H236V228H238V227H234V225H231V223H230V220H229ZM255 217V216H254ZM39 218V217H38ZM68 218H69V214H68ZM83 218V217H82ZM87 218V217H86ZM111 218V217H110ZM120 218V217H119ZM133 218V217H132ZM163 218H165V217H163ZM170 218V217H169ZM169 218L167 219V220H169ZM189 218V217H188ZM35 219V218H34ZM51 219H53L52 217H51ZM95 219V218H94ZM96 219H100V216L98 215V218H96ZM95 219V220H96ZM107 219V218H106ZM126 219V218H125ZM130 219V218H129ZM128 219V220H129ZM133 219H136V218H133ZM133 219L131 220L132 221V223H135V222H133ZM262 219L264 220V217H262ZM48 219H46V221H47ZM83 220V219H82ZM112 220V219H111ZM166 220V219H165ZM257 220V219H256ZM262 220V221H263ZM39 221V220H38ZM45 221V220H44ZM45 221V222H46ZM70 221H69V226L71 227V225H70ZM119 221V220H118ZM152 221V220H151ZM170 221V220H169ZM40 222V221H39ZM43 222V221H42ZM99 222V221H98ZM101 222V221H100ZM108 222H111V221H108ZM113 222H114V219H113ZM160 222V221H159ZM189 222H191V221H189ZM198 222V221H197ZM197 222H195L196 224H198ZM55 223V222H54ZM58 223V222H57ZM67 223V222H66ZM119 223H121L120 221H119ZM129 223V222H128ZM128 223H126V227L125 226H123V228L124 229H121V232H122V230L125 232V230L126 229H128V226H127V224ZM168 223V222H167ZM174 223V222H173ZM253 223V222H252ZM46 224H50V222L49 223H47L46 222ZM109 224V223H108ZM118 224V223H117ZM166 224V223H165ZM180 224V223H179ZM9 225V224H8ZM12 225V224H11ZM11 225H10V227H11ZM86 226H83L85 229H87L88 227H87V225H89V226H91V224H85ZM100 225V224H99ZM199 226H201V223H199L198 224ZM13 226V225H12ZM41 226H43L42 227V230H40V231H42V234L47 230V231H49L50 229H46V225H45V223L43 222L42 224H41ZM53 226H55V225H53ZM74 225H73V222H72V227H73ZM105 226V225H104ZM133 226V225H132ZM131 225H130V227H132ZM178 226V225H177ZM183 226V225H182ZM186 227H188L187 226V224L185 225ZM212 226V225H211ZM261 226H263L262 228V230H264V224L263 225H261ZM6 227H8V229L7 230H5V231H8L9 232V230H10V227L9 226H7L6 225ZM27 227V226H26ZM28 227H30V226H28ZM49 227V226H48ZM71 227V228H72ZM75 227H76V225H75ZM87 227V228H86ZM92 227V226H91ZM90 227V228H91ZM100 227H102V224H101V226ZM167 227V226H166ZM174 227V226H173ZM178 227H180V226H178ZM194 227V226H193ZM202 227V226H201ZM235 229H234V228ZM259 227H260V225H259ZM71 228H69V229H71ZM83 228V229H84ZM126 228V229H125ZM133 228H135V227H133ZM132 228V229H133ZM148 228V227H147ZM183 227H181V229H182ZM261 228V227H260ZM6 229V228H5ZM25 229H27L26 231H28L29 230V233H27V234H29V235H31L30 234V229H28V228H25ZM72 229H74V228H72ZM71 229V231L73 232V230ZM101 229V228H100ZM102 229H104L102 232L104 233V235H105V230L107 231V229H105L104 227L102 228ZM101 229V230H102ZM149 229V228H148ZM155 229V228H154ZM164 229H165V227H164ZM168 229V228H167ZM24 230V229H23ZM57 230V229H56ZM100 230V231H101ZM252 230H254V229H252ZM261 230V231H262ZM51 231L54 233V235H58L59 234V230H57V232L55 231V229L54 230H52L51 229ZM70 231V233H72ZM81 231V230H80ZM83 231V230H82ZM81 231V232H82ZM85 231V230H84ZM91 231H92V229H90V231L89 230H87V232H90L91 233ZM99 231V232H100ZM110 229H109V232L107 231V233L109 234L110 233ZM115 231L116 230H114V232H111L112 234L113 233H115ZM128 231H129V229H128ZM136 231H138V230H136ZM136 231H134V229H133V231H130V232H136ZM144 231H146V230H144ZM165 231V230H164ZM179 231V230H178ZM183 231H185V229L183 230ZM256 231V230H255ZM3 232V233H2ZM10 232H11V230H10ZM12 232V233H13ZM52 232H48L46 235L44 234V235H42L41 233H38V234H34L33 233V236L34 235H37V237L38 238H41V239H43V236L45 237H48V238H45V240L44 241H47V242H45L44 243V241H43V243L44 244H46L47 243V245H44L45 247L43 248V245H39V246H37L38 245V243H39V241L41 240H39L38 239V243H37V241H35L36 243H37V247H42V248H39V249H43V251H45L44 249L46 248V250H47V252L45 253V252H43V253H45V255H43L42 253H40V252H38V253H40L39 255H36L37 256V258H34V256H33V259H31L32 257L31 256H29L30 254L32 255V253L33 252H31L30 250L31 249H29V247L28 246H26V247H28L27 248V250H28V252L30 251V254L29 253H27L28 254V256L29 257H31L30 259L34 262V261H37V262H39V263H37V264H72V261H70V259L72 258V257H70V255H68V245H63L62 244V242H60V241H57L58 240V238H59V236H58V238H57V240L55 239V237H53L54 235H53V233ZM55 232L57 233V234H55ZM62 232V231H61ZM93 232H96V230L95 231H93ZM101 232V233H102ZM116 232H119V231H116ZM157 232V231H156ZM160 232V231H159ZM169 232H171V233H169V234H171L172 235V237L174 238L175 236H177V237H179V234H177L176 233V230L175 229H172V230H170ZM237 232V233H236ZM234 231V233H233V231H232V235H238V236H240V235H242L243 236V234L245 235V233L242 231ZM258 232V231H257ZM24 233V232H23ZM83 233V232H82ZM81 233V234H82ZM86 233V232H85ZM85 233H83V234H85ZM110 233V234H111ZM148 232L146 231V234H147ZM189 233L190 232H188V234H187V232L186 233H184V234H182L181 235V237L182 238H188L190 235H189ZM215 233H217L216 232V230H215ZM236 233V234H235ZM252 233V232H251ZM258 233H260V236H263L264 237V235H261V233L262 232H258ZM0 234V236H4V235H1ZM6 234H7V232H6ZM10 234V233H9ZM25 234V233H24ZM77 234V233H76ZM137 234V233H136ZM145 234V235H146ZM149 234V233H148ZM147 234V235H148ZM218 234V233H217ZM216 234V235H217ZM228 234H230L231 235V233H228ZM257 234V233H256ZM262 234H264V232L262 233ZM26 235V234H25ZM42 235V236H41ZM88 235H89V233H88ZM93 235V234H92ZM126 235V234H125ZM139 235V234H138ZM137 235V236H138ZM143 235V234H142ZM170 235V236H171ZM196 235H198V234H196ZM229 235V236H230ZM231 235V236H232ZM7 236V235H6ZM9 236H11V235H9ZM26 236H28V235H26ZM32 236V237H33ZM72 236H74V234L72 233ZM77 236H79V235H77ZM76 236V237H77ZM83 236V235H82ZM101 236V235H100ZM109 236V235H108ZM111 236V235H110ZM109 236V237H110ZM114 236H116V237H118V238H121L122 236L120 235L119 236V233L117 234L116 233V235H114ZM140 236V235H139ZM164 236V235H163ZM194 236V235H193ZM227 236V235H226ZM257 236L259 237V235L257 234ZM14 237V239L15 240H17L16 238ZM29 237V236H28ZM28 237H26V238H28ZM31 237V238H32ZM36 237V236H35ZM85 237H87L88 238V236H87V234H86V236ZM96 237H98V235L96 236ZM106 237V236H105ZM104 237V238H105ZM115 237V238H116ZM144 237V236H143ZM142 237V238H143ZM148 237V236H147ZM176 237V238H177ZM197 237V236H196ZM245 237V236H244ZM256 238V239H258L259 240V238H261V237H259V238ZM3 238V237H2ZM2 238L0 237V239L2 240ZM4 238H7V237H4ZM10 238V237H9ZM13 238V237H12ZM12 238H11V240H12ZM31 238H30V240H31ZM34 238V237H33ZM32 238V241L33 240H35V239H33ZM79 238H83V237H78V239ZM101 238V237H100ZM100 238L98 239L99 240V243L101 242L100 241ZM112 238V237H111ZM111 238H109V240H111ZM114 238V237H113ZM129 238V237H128ZM127 238V239H128ZM137 238H139V237H137ZM149 238V237H148ZM171 238V237H170ZM191 238V237H190ZM193 238V240L192 241H195L196 240V238H194V237H192ZM217 238H218V236H217ZM8 239V238H7ZM13 239V240H14ZM37 239V238H36ZM73 239L74 238H72L71 237V240L73 241ZM89 239V238H88ZM87 239V240H88ZM92 239H94V238H92L91 237V239H89V240H92ZM102 239V238H101ZM135 239V238H134ZM147 239V238H146ZM154 239V238H153ZM178 239V240H177ZM177 239H175V240H177V242H182V244H183V241H185V240H183V241H181L182 239L181 238H177ZM180 239V240H179ZM195 239V240H194ZM235 239H236V236H235ZM264 238H262V239H260L259 240V242L260 243H264V240H263ZM6 240V239H5ZM10 240V239H9ZM10 240V241H11ZM12 240V241H13ZM60 240V239H59ZM82 240V241H81ZM79 239V241H81V243L80 244H82V242H83V240L85 241V239ZM88 240V241H89ZM97 240V241H98ZM103 240L104 239H102V242H103ZM121 240V239H120ZM119 239L117 240V241H114L113 243L114 244H118V243H121V241H120ZM125 240V239H124ZM131 240V239H130ZM138 240V239H137ZM149 240V239H148ZM213 240V239H212ZM218 240V239H217ZM9 241V242H10ZM11 241V242H12ZM42 241V240H41ZM70 241V240H69ZM75 241H77V239L75 240ZM87 241V242H88ZM97 241H96V243H97ZM106 241V239L104 240V242ZM112 241H113V239H112ZM111 241V242H112ZM119 241V242H118ZM146 241V240H145ZM159 241V240H158ZM168 241V240H167ZM191 241V240H190ZM10 242V243H11ZM29 242H31V241H28V245H29ZM35 242H33V243H35ZM78 242V241H77ZM76 242V243H77ZM86 242V241H85ZM91 241H89V243H90ZM103 242V246L106 248V246H105V244H107V243H104ZM107 242H108V239H107ZM110 242V241H109ZM108 242V243H109ZM149 243H150V241H148ZM147 242V243H148ZM165 242V241H164ZM169 242V241H168ZM173 242V241H172ZM175 242L176 241H174V245H175ZM186 242V241H185ZM198 242V241H197ZM214 242H215V240H214ZM256 242H258V241H256ZM41 243V242H40ZM39 243V244H40ZM43 243H41V244H43ZM71 243V242H70ZM69 243V244H70ZM79 243H77V244H79ZM89 243H87V245H86V243H83V245H82V247L83 246H90V248H94V250L96 249L95 247H92L93 246V244L91 245H89ZM144 243V242H143ZM192 243V242H191ZM194 243V242H193ZM201 243V242H200ZM217 243V242H216ZM0 244H2V245H5V248H4V250L6 249V244H7V242H5V244H4V242L3 243H0ZM12 244V243H11ZM10 244V245H11ZM14 244V243H13ZM16 244H17V242H16ZM19 244V243H18ZM17 244V245H18ZM21 244H23V243H21ZM31 244V243H30ZM66 244H68V242L66 243ZM73 244V243H72ZM98 244V243H97ZM102 244V243H101ZM122 244H124V243H122ZM152 244V243H151ZM179 244V243H178ZM181 244V243H180ZM195 244H198V243H196L195 242ZM195 244H192L193 246L195 245ZM202 244V246H204L205 247V249H207L208 247L205 245V243H201ZM2 245H0V247L2 246ZM8 245V244H7ZM17 245H15L16 247H17ZM33 245V244H32ZM126 245V246H125ZM127 245L128 244H124V245H122L123 246V248H121L122 246L119 244V245H117V250L119 249V248H121V249H119V250H124V253H126L125 251V249L127 248H129L130 249V247L128 246L127 247ZM171 245H172V243H171ZM173 245V246H174ZM218 245V244H217ZM216 245V246H217ZM222 245H224V244H222ZM221 245V246H222ZM20 246V245H19ZM35 246V245H34ZM35 246V247H36ZM71 246V245H70ZM73 246V245H72ZM76 246L77 245H75L74 247H73V249L72 250H70V252L71 253H73V255L71 254V253H69V254H71L72 256H74L75 257V255H76V253H74V249L76 248ZM79 246H81V245H79ZM100 246H102V245H100ZM100 246H98V251H100L99 250V247ZM107 246H109L108 244H107ZM114 246V245H113ZM118 246H119V248H118ZM121 246V247H120ZM148 246H149V244H148ZM158 246V245H157ZM160 246V245H159ZM183 246H184V244H183ZM190 246V245H189ZM188 245H185V249L186 248H188L189 247ZM192 246V247H193ZM211 246V245H210ZM261 246V245H260ZM11 247H12V245H11ZM23 247V246H22ZM22 247H20V248H22ZM26 247H24L25 249L24 250H26ZM36 247V249L38 250V248ZM65 247H67V250L65 249ZM124 247H126L125 249H124ZM192 247H190V248H192ZM195 247V246H194ZM197 247V246H196ZM199 247V246H198ZM212 247V246H211ZM219 247H220V245H219ZM223 247V246H222ZM2 248V247H1ZM8 248V247H7ZM18 248V247H17ZM20 248H18V249H20ZM32 248V247H31ZM64 248V249H63ZM81 248V247H80ZM110 248H115V247H112V243H111V246H110ZM116 248H115V250H116ZM174 248V247H173ZM11 249H13V247L11 248ZM18 249H15L16 251H15V253H17V250ZM35 249V248H34ZM35 249V250H36ZM69 249H71L70 247H69ZM79 249V248H78ZM78 249L76 250V252H78ZM83 249H85V248H83ZM88 249V248H87ZM101 249V248H100ZM104 249V248H103ZM106 249H108V247L106 248ZM105 249V250H106ZM176 249H178V248H176ZM184 249V251H186ZM195 249V248H194ZM4 250H2V253H3V251ZM7 250V249H6ZM23 250V249H22ZM22 250H18V251H21V253L22 254H24V252H22ZM56 250H57V252L58 253H56ZM82 250V249H81ZM80 249H79V252L81 251ZM90 250L91 249H89V252H90ZM102 250V249H101ZM116 250V251H117ZM157 250V249H156ZM171 250H174V249H172V247H171ZM182 250V249H181ZM214 250H216L215 248H214ZM33 251V250H32ZM40 251V250H39ZM73 251V252H72ZM86 251V253L88 254L89 252H87L88 250H85ZM91 251H93V250H91ZM110 251H111V249H110ZM129 251V250H128ZM164 251V250H163ZM183 251V250H182ZM191 251H193L194 252V250L192 249ZM191 251H189V252H187V255H188V253H190ZM195 251H196V249H195ZM229 251V250H228ZM255 251H257V249L255 250ZM7 252H8V250H7ZM13 250H11V253L13 254ZM25 252H27V251H25ZM36 252V254H38ZM94 252V251H93ZM100 252H103V251H100ZM106 252V251H105ZM109 252V251H108ZM174 253L176 252V251H173ZM197 252V251H196ZM10 252H9V254H11ZM55 255H54V254ZM81 253V252H80ZM80 253H79V255H78V253H77V255L78 256H80ZM114 253V252H113ZM128 253V252H127ZM180 253V252H179ZM1 254V253H0ZM4 254L5 255H7L6 254V251H4ZM8 254V255H9ZM21 254V255H22ZM26 254V253H25ZM26 254V255H27ZM75 254V255H74ZM87 254H85V255H87ZM95 254H100L101 256H103L104 255V253H103V255L101 254V253H95ZM95 254H93V255H95ZM129 254H130V252H129ZM160 254V253H159ZM177 254V253H176ZM191 254H192V252H191ZM194 254H196V253H194ZM211 254H214V253H211ZM210 254V255H211ZM227 254V253H226ZM233 254V253H232ZM7 255V256H8ZM20 255V253H19V257L21 256ZM76 255V256H77ZM84 255V254H83ZM90 255L92 256V252H91V254H89V257H87L88 259H86V256H84V257H82V255H81V257L83 258V260L80 258V260L78 261V264H85V262H84V260L86 259L87 261H89L90 262V260H89V258H90ZM109 255V254H108ZM108 255H104L105 257H107ZM116 255V254H115ZM119 255V254H118ZM124 254L122 253V256H123ZM157 255V254H156ZM162 255V254H161ZM160 255V256H161ZM198 254H196L195 256H197ZM203 255V254H202ZM231 255V254H230ZM230 255H228V256H226L227 257V259L225 258V260H227V262H230V263H233L234 262V258L232 257V256H230ZM234 255V254H233ZM255 256H260V255H264V244L262 245V247L258 250V252L256 253L255 252V254H254ZM1 256V255H0ZM2 257V258H4V259H6V258H9V259H11V260H9L10 262H12V260L15 258L14 256H15V254H14V256H12L13 257V259H12V257H10V255L8 256V257ZM17 256H18V254H17ZM69 256V257H68ZM77 256V257H78ZM130 256V255H129ZM128 256V254H127V256L125 255V259H128V258H130ZM191 256V255H190ZM236 256V255H235ZM22 257V256H21ZM20 257V258H21ZM26 258L27 256H24L23 255V258ZM57 257V258H56ZM73 257V258H74ZM77 257H75L74 259L76 260H78L79 258H77ZM93 258H94V256H92ZM91 257V258H92ZM98 256H96L95 257V259L97 258ZM116 257H117V255H116ZM115 257V258H116ZM119 257V256H118ZM118 257H117V259H118ZM127 257V258H126ZM198 257V256H197ZM201 257V256H200ZM199 257V258H200ZM203 257V256H202ZM20 258H19V260H20ZM24 258V259H25ZM102 258V257H101ZM101 258H99V259H97V260H103V258L101 259ZM108 258V257H107ZM123 258V260H124V257H122ZM193 258L194 259H192V260H195V257H194V255H193ZM199 258L197 259V260H199ZM242 258V257H241ZM16 259V258H15ZM14 259V260H15ZM28 259V258H27ZM55 259V260H54ZM56 259H59V261H56ZM73 259V260H74ZM94 259V260H95ZM108 259H110V257L108 258ZM108 259H105V260H108ZM202 259V258H201ZM1 260V259H0ZM7 260V261H8ZM17 260V261H16ZM15 260V263L17 264V262H19V264H21L20 262L23 260L22 258H21V261H19L18 259H16ZM29 260V259H28ZM72 260V259H71ZM74 260V261H75ZM77 260L75 261V262H77ZM82 260V261H81ZM85 260V261H86ZM96 260V261H97ZM178 260H180V259H178ZM185 260V259H184ZM219 260V259H218ZM4 261V262H3ZM25 263L27 262V260L25 259V260H23ZM22 261V262H23ZM56 261V262H55ZM73 261V263H75ZM93 261V260H92ZM109 261V260H108ZM111 261V260H110ZM129 261V260H128ZM204 261V260H203ZM216 261H217V259H216ZM245 261V260H244ZM88 262V263H89ZM102 263L101 264H103L104 262L103 261H101ZM107 262V261H106ZM116 262V264H118L117 263V261H115ZM123 262H125V261H123ZM190 262V263H189ZM197 262H199V264L202 262H200V261H197ZM221 262V261H220ZM1 263V262H0ZM2 263H6V261L5 260H3L2 259ZM1 263V264H2ZM8 264H10L9 262H7ZM6 263V264H7ZM14 263V261L11 263V264H13ZM29 263V262H28ZM27 263V264H28ZM88 263H86V264H88ZM94 263H96V262H94ZM121 263V262H120ZM163 263V262H162ZM167 263V262H166ZM186 263H189V264H196V263H194V261H193V263L191 262V261H188V262H186ZM32 264V263H31ZM77 264V263H76ZM98 264V263H97ZM106 264V263H105ZM107 264H109V263H107ZM115 264V263H114ZM124 264V263H123ZM125 264H126V262H125ZM214 264H216V263H214ZM221 264V263H220ZM222 264H224V263H222ZM242 264V263H241ZM251 264V263H250Z\"/></svg>",
  "mask_w": 264,
  "mask_h": 264
},
{
  "label": "built area",
  "instance_id": "built-area-1",
  "mask_svg": "<svg viewBox=\"0 0 264 264\" xmlns=\"http://www.w3.org/2000/svg\"><path fill=\"white\" fill-rule=\"evenodd\" d=\"M219 41L215 30L212 47ZM103 57L104 78H119L128 95L123 116L154 133L160 132L167 115L180 110L182 101L200 91L188 45L175 47L161 37L145 44L139 53L116 51ZM252 89L253 85L247 88L249 92Z\"/></svg>",
  "mask_w": 264,
  "mask_h": 264
},
{
  "label": "water",
  "instance_id": "water-1",
  "mask_svg": "<svg viewBox=\"0 0 264 264\" xmlns=\"http://www.w3.org/2000/svg\"><path fill=\"white\" fill-rule=\"evenodd\" d=\"M216 35L221 38L222 37V31L221 30H217L216 31Z\"/></svg>",
  "mask_w": 264,
  "mask_h": 264
}]
</instances>
